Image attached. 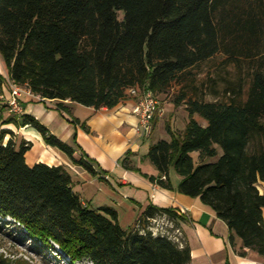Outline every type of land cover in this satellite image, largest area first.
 <instances>
[{"label":"trees","instance_id":"16d2710c","mask_svg":"<svg viewBox=\"0 0 264 264\" xmlns=\"http://www.w3.org/2000/svg\"><path fill=\"white\" fill-rule=\"evenodd\" d=\"M218 54L222 65L247 64L224 88L228 100L187 98L182 90L174 104L185 105V129L167 128L170 140L151 145L145 158L159 174L152 183L171 190L173 169L178 192L214 211L233 248L235 237L241 240L237 255L248 250L264 260V0H0V56L9 79L49 101L110 109L131 88L158 97ZM5 84L0 73V96ZM6 112L0 100L2 125L37 130L48 146L97 175L90 160L75 158L37 119ZM7 135L0 130V220L11 224L2 226L23 230L26 240L59 256L56 247L69 264H190L186 240L170 235L169 226L184 219L176 210L149 205L123 230L115 210L81 201L62 166H28L31 144L17 148ZM0 264L22 263L0 255Z\"/></svg>","mask_w":264,"mask_h":264},{"label":"crops","instance_id":"0c3cea01","mask_svg":"<svg viewBox=\"0 0 264 264\" xmlns=\"http://www.w3.org/2000/svg\"><path fill=\"white\" fill-rule=\"evenodd\" d=\"M0 73L5 81L10 80L1 56ZM9 94L5 84L2 96L6 99ZM157 99L162 112L154 120L152 135L144 139L137 134L138 119L132 112L137 99L128 95L110 109L85 107L71 101L40 102L35 98L20 97L22 115L34 117L53 136L72 147L76 151L75 158L90 160L96 176L76 165L59 149L48 146L41 134L31 127L16 128L12 124L2 125L0 121V130L12 132L5 137V142L12 137L17 148L23 142L31 144L25 153L28 166L38 163L62 166L70 175L73 191L81 201L93 209L109 207L115 210L123 230L131 228L149 205L171 208L184 217L172 224L189 246L190 264H264V260L254 252L246 250V257L237 255L242 246L241 240L235 237L233 248L226 224L214 211L198 198L178 192L180 177L173 169L168 173L171 190L161 188L150 180L159 176L145 158L150 146L160 140L169 141L167 128L174 134L182 132L189 121L183 103L175 106L174 101L160 102L161 99ZM57 104H62L65 110H58ZM8 115L9 112H6L4 117ZM193 118L197 121L198 115ZM73 120H78V123H73ZM191 157L195 164L198 163V153H191ZM258 189L264 193V182H259Z\"/></svg>","mask_w":264,"mask_h":264},{"label":"rangeland","instance_id":"374dc122","mask_svg":"<svg viewBox=\"0 0 264 264\" xmlns=\"http://www.w3.org/2000/svg\"><path fill=\"white\" fill-rule=\"evenodd\" d=\"M122 14L123 12H119L118 14L120 20ZM224 59V55L218 54L192 69L191 77L184 83L173 84L165 94L158 96L161 99L160 102L164 100L174 101L182 90L185 91L187 98L204 101H227L228 95L224 93V88H226L228 84L236 83L238 78L243 76L246 72L247 64L243 62V68L240 70L233 64L222 65ZM8 81H6V86L8 85ZM183 86L184 89H181ZM197 122L202 126L206 125V121L200 116H198ZM5 222L11 224V221L0 220V255H2L3 258L22 264H69L68 260L56 247L55 249L60 254L59 256L53 253L49 254L38 247V245H34L32 241L26 240L23 230H18L16 227L12 226H2ZM158 223L157 221V223H152V225L156 227ZM159 224L160 226L162 225V223ZM173 229H170V233H172ZM180 237L181 232L179 238ZM75 264L89 263L78 262Z\"/></svg>","mask_w":264,"mask_h":264},{"label":"built area","instance_id":"2783aa9c","mask_svg":"<svg viewBox=\"0 0 264 264\" xmlns=\"http://www.w3.org/2000/svg\"><path fill=\"white\" fill-rule=\"evenodd\" d=\"M7 86L10 94L6 99L4 98V96L1 95L0 100L6 103L9 113H13L15 115H22L23 108L20 103L21 96L35 98L40 102L48 101L41 98V96L39 95L33 94L26 86L17 85L11 80L8 81ZM127 95L137 99L136 104L132 110L133 114L138 119V125L136 131L140 138L147 139L153 133L154 120L156 116L162 112V109L159 106L158 99L150 90H141L139 88H131L127 90ZM162 179L164 180L165 177H162ZM153 223H157V221L153 220ZM157 226H160V224L158 223ZM169 227L170 229H173L172 225H170ZM165 232L166 231H163L162 233ZM170 235L173 241L175 242L179 241V235H180L179 230L173 229Z\"/></svg>","mask_w":264,"mask_h":264}]
</instances>
